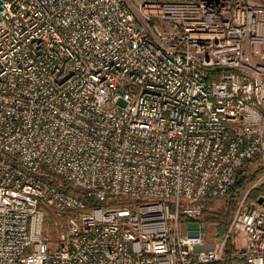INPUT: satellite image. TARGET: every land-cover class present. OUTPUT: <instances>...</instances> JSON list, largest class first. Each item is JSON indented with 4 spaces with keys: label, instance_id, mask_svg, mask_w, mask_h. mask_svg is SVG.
Segmentation results:
<instances>
[{
    "label": "built area",
    "instance_id": "1",
    "mask_svg": "<svg viewBox=\"0 0 264 264\" xmlns=\"http://www.w3.org/2000/svg\"><path fill=\"white\" fill-rule=\"evenodd\" d=\"M229 243L264 264V0H0V264H224Z\"/></svg>",
    "mask_w": 264,
    "mask_h": 264
},
{
    "label": "trees",
    "instance_id": "2",
    "mask_svg": "<svg viewBox=\"0 0 264 264\" xmlns=\"http://www.w3.org/2000/svg\"><path fill=\"white\" fill-rule=\"evenodd\" d=\"M256 178L257 176L252 175L248 170V167L245 166L242 170L238 172L235 185L230 189L227 195L223 197L226 199V203L221 207L212 209L213 202L217 199L216 198L209 199L207 202V207L203 211L199 221H205L206 218L207 221L216 223L221 236H223L226 233L231 218L237 209V205L241 193L247 188L249 184L254 182ZM258 192L259 189L254 190L252 192V196H256ZM231 254H232V245L231 243H229L226 253L227 260L224 262V264H235V260L231 259Z\"/></svg>",
    "mask_w": 264,
    "mask_h": 264
},
{
    "label": "rangeland",
    "instance_id": "3",
    "mask_svg": "<svg viewBox=\"0 0 264 264\" xmlns=\"http://www.w3.org/2000/svg\"><path fill=\"white\" fill-rule=\"evenodd\" d=\"M216 199L217 200H215L213 202L212 209H216L218 207H221V206H223L226 203V199L223 198V197L222 198H216ZM48 218H49V216H48ZM202 223L204 224V227H205V230H206V234H207V242L209 244L213 243L214 241H216V240H218V239H220L221 237L224 236V235L221 236L220 231H219L218 226H217L216 223L207 221L206 218H205V221H202ZM192 226H194V224H192ZM46 229L47 230H51V224L49 222H47V224H46Z\"/></svg>",
    "mask_w": 264,
    "mask_h": 264
},
{
    "label": "water",
    "instance_id": "4",
    "mask_svg": "<svg viewBox=\"0 0 264 264\" xmlns=\"http://www.w3.org/2000/svg\"><path fill=\"white\" fill-rule=\"evenodd\" d=\"M260 202H261V200H260Z\"/></svg>",
    "mask_w": 264,
    "mask_h": 264
}]
</instances>
